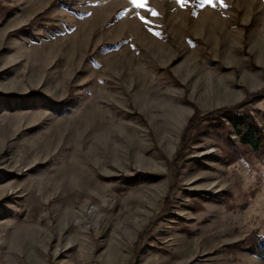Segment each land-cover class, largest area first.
Instances as JSON below:
<instances>
[{
	"label": "rangeland",
	"instance_id": "1",
	"mask_svg": "<svg viewBox=\"0 0 264 264\" xmlns=\"http://www.w3.org/2000/svg\"><path fill=\"white\" fill-rule=\"evenodd\" d=\"M224 4L0 0V264H264L262 156L181 145L264 139V0Z\"/></svg>",
	"mask_w": 264,
	"mask_h": 264
},
{
	"label": "trees",
	"instance_id": "2",
	"mask_svg": "<svg viewBox=\"0 0 264 264\" xmlns=\"http://www.w3.org/2000/svg\"><path fill=\"white\" fill-rule=\"evenodd\" d=\"M250 98H252L251 100L253 101L258 100L259 98L263 99L264 93H252L250 94ZM239 115L240 116H237L234 113L233 108H225L215 109L207 113L206 115L200 116L198 109L194 107L193 113L188 119L187 124L185 126V131L181 137V145L184 146L186 144V141L188 140L187 132L191 127L195 125L196 121L199 122L206 118L207 120H212L213 122H216L219 120V116H221L225 117V119L229 122L233 133L238 138L239 142L258 152L264 160V139L262 136V130L249 116L241 113ZM182 150H184V148L181 147L179 153L182 152ZM176 160H178V156L176 157L175 161ZM232 246H237V244H234ZM249 249L253 253L264 258V236H259L255 242H252V245L249 247Z\"/></svg>",
	"mask_w": 264,
	"mask_h": 264
},
{
	"label": "snow or ice",
	"instance_id": "3",
	"mask_svg": "<svg viewBox=\"0 0 264 264\" xmlns=\"http://www.w3.org/2000/svg\"><path fill=\"white\" fill-rule=\"evenodd\" d=\"M129 2L133 6V10L136 11V18L140 20L142 24L150 25L151 21L148 20L147 16L141 15L140 11L143 10L145 12H148L152 16H158L159 13L156 11V9L151 8L149 6V0H129ZM178 3L181 4V6H184L187 0H177ZM201 6H210V7H216L219 3L220 6L226 7L227 5L224 4V0H200ZM153 34L159 35L158 32H154Z\"/></svg>",
	"mask_w": 264,
	"mask_h": 264
}]
</instances>
